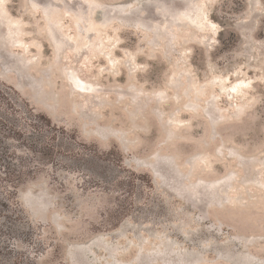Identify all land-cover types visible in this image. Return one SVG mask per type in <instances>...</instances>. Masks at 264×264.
I'll use <instances>...</instances> for the list:
<instances>
[{
	"label": "rangeland",
	"instance_id": "1",
	"mask_svg": "<svg viewBox=\"0 0 264 264\" xmlns=\"http://www.w3.org/2000/svg\"><path fill=\"white\" fill-rule=\"evenodd\" d=\"M199 257L264 264V0H0V264Z\"/></svg>",
	"mask_w": 264,
	"mask_h": 264
},
{
	"label": "trees",
	"instance_id": "2",
	"mask_svg": "<svg viewBox=\"0 0 264 264\" xmlns=\"http://www.w3.org/2000/svg\"><path fill=\"white\" fill-rule=\"evenodd\" d=\"M48 127H50V125L48 126ZM176 166V165H175ZM177 167V166H176ZM178 171V173L181 175V176H183V177H188L187 175H185V174H183V173H181L179 170H177ZM180 182V185L181 186H183V187H185V184H184V182L183 181H179ZM179 193L181 194V195H183L184 197H186L192 204L191 205H196V200H195V196H192L191 194H187V192H185V190H183L182 189V187L181 188H179ZM205 215H208V212L206 211L205 213H204ZM36 215V214H35ZM204 215V216H205ZM204 258H202V257H199V259L197 260V261H194L193 260V264H201V263H203L204 262ZM143 261V260H142ZM141 263H143V264H151V261H149V259H148V261H146V260H144L143 262H141Z\"/></svg>",
	"mask_w": 264,
	"mask_h": 264
},
{
	"label": "bare ground",
	"instance_id": "3",
	"mask_svg": "<svg viewBox=\"0 0 264 264\" xmlns=\"http://www.w3.org/2000/svg\"><path fill=\"white\" fill-rule=\"evenodd\" d=\"M69 80L71 81V84L79 91H90V88L83 84L79 79H77L73 74L69 75ZM242 83V82H241ZM240 83V85H241Z\"/></svg>",
	"mask_w": 264,
	"mask_h": 264
}]
</instances>
